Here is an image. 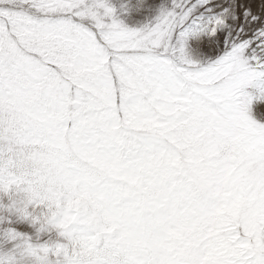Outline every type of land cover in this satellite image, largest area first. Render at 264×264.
I'll list each match as a JSON object with an SVG mask.
<instances>
[{
  "label": "snow or ice",
  "instance_id": "snow-or-ice-1",
  "mask_svg": "<svg viewBox=\"0 0 264 264\" xmlns=\"http://www.w3.org/2000/svg\"><path fill=\"white\" fill-rule=\"evenodd\" d=\"M195 53V58H194ZM264 77V0H164L130 29L108 0H0V207L29 218L24 144L39 141L98 199L105 231L63 210L36 264H264V121L243 89ZM5 198L7 203H4ZM255 220L250 228L248 220Z\"/></svg>",
  "mask_w": 264,
  "mask_h": 264
},
{
  "label": "rangeland",
  "instance_id": "rangeland-1",
  "mask_svg": "<svg viewBox=\"0 0 264 264\" xmlns=\"http://www.w3.org/2000/svg\"><path fill=\"white\" fill-rule=\"evenodd\" d=\"M114 8L117 19L122 21L130 29H140L144 26H151L159 13L164 0H145L143 6L139 5V0H108ZM195 58V53H194ZM264 77H258L245 85L243 89L244 99L249 105L251 115L261 121H264ZM25 158L21 161L22 168L33 175L32 189L38 199L33 203H28V193H13V199L21 201L18 207L28 206L29 213L33 211V205L36 206L35 215H39L41 210L47 213L46 205L63 210L64 219L67 224L77 223L82 226L86 234L79 240L71 243L74 253L79 247V254L85 255L87 252L88 242L99 236L100 231H105L102 224L103 217L99 215L96 201L103 197H96L90 194L88 190L78 189L80 183L77 178H70L66 173L62 172L59 162L52 156L47 154V148L39 141H29L24 144ZM27 159L31 161L34 167L25 169L23 161ZM43 162L44 166H40ZM4 203H7L5 198ZM49 215L41 218V223L45 224ZM13 219L17 230L22 237H27L28 241L37 246L41 243L55 241L54 233L42 231L39 238L35 234V230L29 226L27 222H17ZM247 224L250 228H256L255 220H248ZM99 227L100 231H97ZM17 244L22 245L23 240L17 242H9L0 239V256L6 255ZM12 264H36L35 258L22 254L17 251Z\"/></svg>",
  "mask_w": 264,
  "mask_h": 264
},
{
  "label": "clouds",
  "instance_id": "clouds-1",
  "mask_svg": "<svg viewBox=\"0 0 264 264\" xmlns=\"http://www.w3.org/2000/svg\"><path fill=\"white\" fill-rule=\"evenodd\" d=\"M145 3V0H139V5L143 6ZM25 169L29 168V167H34L36 165H34L31 161L25 159L23 161ZM40 166H44L43 162H41ZM0 203H2V201H0ZM47 208V213L44 210H41L39 215H35L36 213V206L33 205V211L32 213L29 214V218L28 219H21L15 212L9 213L8 211L5 210V208L0 207V222H3L4 219H6L9 215L12 216V218H15L17 220V222H27L29 224L30 227H32L35 230V234L37 236V238H39L41 232H42V227L44 224L41 223V218H43L46 214L49 215V217H51L52 215H54L57 211H59L58 209H55L53 207H51L50 205H46L45 206ZM47 232H51V229H47ZM57 238V237H56ZM74 240L69 239L67 241V243L71 244L73 243Z\"/></svg>",
  "mask_w": 264,
  "mask_h": 264
}]
</instances>
